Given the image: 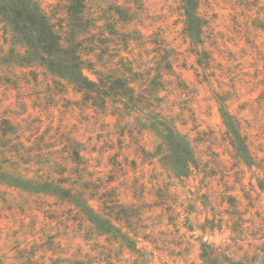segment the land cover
Returning a JSON list of instances; mask_svg holds the SVG:
<instances>
[{
    "label": "clouds",
    "instance_id": "clouds-1",
    "mask_svg": "<svg viewBox=\"0 0 264 264\" xmlns=\"http://www.w3.org/2000/svg\"><path fill=\"white\" fill-rule=\"evenodd\" d=\"M0 264H264V0H0Z\"/></svg>",
    "mask_w": 264,
    "mask_h": 264
}]
</instances>
